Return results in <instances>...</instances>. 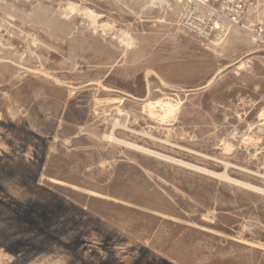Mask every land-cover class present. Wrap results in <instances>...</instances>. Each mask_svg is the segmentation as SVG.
Masks as SVG:
<instances>
[{"label":"rangeland","instance_id":"rangeland-1","mask_svg":"<svg viewBox=\"0 0 264 264\" xmlns=\"http://www.w3.org/2000/svg\"><path fill=\"white\" fill-rule=\"evenodd\" d=\"M247 1L256 41L185 34L179 5L0 0V264H264V193L214 175L264 190V0ZM159 101L180 112L157 121Z\"/></svg>","mask_w":264,"mask_h":264},{"label":"bare ground","instance_id":"bare-ground-1","mask_svg":"<svg viewBox=\"0 0 264 264\" xmlns=\"http://www.w3.org/2000/svg\"><path fill=\"white\" fill-rule=\"evenodd\" d=\"M128 1V0H127ZM134 1V0H133ZM138 1V0H137ZM146 1V3L147 4H149V6L151 7V8H153V9H158L160 12H162V14H164V16L166 17L167 15H168V12H170V13H172V11H175V12H178V9H176L175 7H174V5H170V6H163L162 5V3L159 1V0H145ZM21 2V1H20ZM29 2V1H28ZM108 2V1H107ZM110 2V1H109ZM130 2V1H129ZM5 3V2H4ZM3 3V4H4ZM26 3V2H25ZM88 3V2H87ZM116 3V2H115ZM125 3V2H124ZM260 3V2H259ZM8 4V3H7ZM13 4V3H12ZM40 4V3H39ZM43 4V3H42ZM138 4V3H137ZM250 4V3H249ZM37 5V4H36ZM41 5V4H40ZM91 5V4H90ZM94 5V4H93ZM124 5H126V4H124ZM132 5V4H131ZM134 5V4H133ZM258 5V4H257ZM1 6V5H0ZM9 6H11V5H8V7ZM48 6H50V5H48ZM58 6V5H57ZM114 6V5H113ZM136 6V5H135ZM138 6V5H137ZM147 6V5H146ZM250 6V5H249ZM7 7V6H6ZM7 7V8H8ZM37 7V6H36ZM35 7V8H36ZM43 6L41 5V8H42ZM98 7V6H97ZM130 7H132V6H130ZM145 7V6H144ZM1 8V7H0ZM115 8V7H114ZM123 8V7H122ZM4 9H6V8H4ZM10 9V8H9ZM53 9V8H52ZM127 9V8H126ZM133 9V8H132ZM146 9V8H145ZM180 9V8H179ZM24 10V9H23ZM41 10V9H40ZM43 10V9H42ZM46 10V9H45ZM136 10V9H135ZM7 11V10H6ZM35 11H36V9H35ZM50 12H51V10H49ZM53 11V10H52ZM66 11H67V9H66ZM106 11V10H105ZM123 12H126V11H124V10H122ZM142 11V10H141ZM148 11H149V9H148ZM256 11V10H255ZM32 12V11H31ZM56 12V11H55ZM64 12V11H63ZM74 12H76V9L74 8V7H71V9H69V11L68 12H65V14H64V16L66 17V18H70V16H71V14H73ZM107 12V11H106ZM258 12V11H257ZM9 13V12H8ZM11 13V12H10ZM37 14H38V12H36ZM45 13V12H44ZM62 13V12H61ZM80 12H78V14H79ZM122 13V12H121ZM137 13V12H136ZM156 13H157V11H156ZM1 14H2V12H1ZM17 14V13H16ZM22 14H24V13H22ZM22 14H21V16H22ZM114 14V13H113ZM129 14V13H128ZM142 14V13H141ZM145 14V13H144ZM175 14V13H174ZM179 14V13H178ZM256 14V13H255ZM254 14V15H255ZM260 14V13H259ZM6 15V14H5ZM28 15H30V14H28ZM43 15V14H42ZM53 15V14H52ZM31 16V15H30ZM54 16V15H53ZM52 16V17H53ZM134 16V15H133ZM251 16H253V15H251ZM16 17H18V15H16ZM34 17V16H33ZM41 17V16H40ZM50 17V16H49ZM51 17V18H52ZM74 17V16H73ZM86 17L88 18V21L90 22V24H91V26L93 27V30L95 31V33H97V31H98V22H97V19H98V15H96L94 12H92V11H87L86 12ZM102 17V16H101ZM111 17V16H110ZM113 17V16H112ZM157 17V16H156ZM170 17V16H169ZM27 18H29V17H27ZM42 18V17H41ZM79 18V17H78ZM77 18V19H78ZM139 18V17H138ZM253 18V17H252ZM260 18V17H259ZM262 18V17H261ZM264 18V17H263ZM20 19V18H19ZM63 19V18H62ZM149 19V18H148ZM170 19V18H169ZM21 20V19H20ZM43 20V19H42ZM49 20V19H48ZM73 19H71V21H72ZM154 20H156V19H154ZM166 20V19H165ZM248 20H249V22H252L249 18H248ZM263 20V19H262ZM2 21V20H1ZM24 21V20H23ZM33 21V20H32ZM115 21H116V18H115ZM143 21H146V19L145 20H143ZM149 21V20H148ZM150 21H151V19H150ZM3 22V21H2ZM1 22V23H2ZM27 22V21H26ZM34 22V21H33ZM47 22V21H46ZM46 22H45V24H46ZM52 22V21H51ZM57 22V21H56ZM119 22V21H118ZM173 22V21H172ZM14 23V22H13ZM20 23V22H19ZM32 23V22H31ZM43 23V22H42ZM48 23V22H47ZM59 23V22H58ZM64 23V22H63ZM73 23H75V22H73ZM79 23V22H78ZM110 23H112V22H110ZM137 23H139V22H137ZM7 24V23H6ZM39 24V23H38ZM61 24V23H60ZM250 24V23H249ZM1 25H5V23L4 24H1ZM32 25H33V23H32ZM53 25H54V23H53ZM127 25V24H126ZM12 26V25H11ZM40 26V25H39ZM43 26V25H42ZM80 26V25H79ZM82 26V25H81ZM115 26V25H114ZM180 26V25H179ZM46 27V26H45ZM48 27V26H47ZM67 27H70V26H67ZM72 27V26H71ZM85 27H87V26H85ZM111 27V26H110ZM134 27V26H133ZM156 27V26H155ZM253 27V26H252ZM26 28V27H25ZM66 28V27H65ZM236 28V29H235ZM235 28H233L234 29V36H238L239 34H240V32H243V33H245V34H247V35H249V36H251L252 38H253V41H256L257 40V36H255L254 35V32L251 30V28L249 27V26H244V24H243V27H241V26H238V27H235ZM11 29V28H10ZM17 29V28H16ZM28 29V28H27ZM32 29V28H31ZM49 29V28H48ZM156 29H157V27H156ZM233 29H231V30H233ZM34 30V29H33ZM55 30H59V27L58 26H55ZM62 30V29H61ZM87 30H89V29H87ZM92 30V29H91ZM230 30V31H231ZM254 30V29H253ZM20 31V30H19ZM63 31V30H62ZM67 31V30H66ZM69 31V30H68ZM80 31V30H79ZM102 31V30H101ZM14 32V31H13ZM51 32V31H50ZM81 32V31H80ZM162 32V31H161ZM177 32V31H176ZM185 34L187 33V32H185V31H183ZM9 33V32H8ZM48 33V32H47ZM52 33V32H51ZM77 33V32H76ZM94 33V32H93ZM92 33V34H93ZM163 33V32H162ZM14 34V33H13ZM16 34V33H15ZM18 34H19V32H18ZM23 34V33H22ZM29 34V33H28ZM50 34V33H49ZM49 34H47V35H49ZM69 34V33H68ZM85 34V33H84ZM90 34V33H89ZM91 34V35H92ZM131 34H133V33H131ZM189 34V33H188ZM229 34V33H228ZM6 35V34H5ZM12 35V34H11ZM46 35V34H45ZM67 35V34H66ZM83 35V34H82ZM127 35V34H126ZM160 35V34H159ZM233 35V34H232ZM22 36V35H21ZM75 36V35H74ZM79 36V35H78ZM88 36V35H87ZM231 36V35H230ZM23 37V36H22ZM76 37V36H75ZM91 37V36H90ZM163 37V36H162ZM188 37V36H187ZM257 37V38H256ZM46 38V37H45ZM44 38V39H45ZM59 38V37H58ZM99 38V37H98ZM105 38V37H104ZM164 38H166V37H164ZM191 38V37H190ZM237 38V37H236ZM24 39V38H23ZM29 39V38H28ZM34 39V38H33ZM55 39V38H54ZM75 39H77V38H75ZM103 39V38H102ZM138 39H140V38H138ZM188 39V38H187ZM192 39V38H191ZM195 39V38H194ZM230 39V38H229ZM244 39V38H243ZM74 40V39H73ZM80 39L78 38L77 39V41H79ZM81 40H82V38H81ZM85 40H87V39H85ZM107 40V39H106ZM117 40V39H116ZM116 40H114V41H116ZM143 40V39H142ZM166 40V39H165ZM215 40V39H214ZM26 41V40H25ZM52 41V40H51ZM62 41V40H61ZM90 41V40H89ZM185 41V40H184ZM195 41H198V40H195ZM231 41H233V39L231 40ZM246 41V40H245ZM45 42V41H44ZM75 42V41H74ZM92 42V41H91ZM154 42V41H153ZM25 43H27V42H25ZM35 44H37V42H34ZM59 43V42H58ZM77 43V42H76ZM79 43H80V41H79ZM84 42H82V44H83ZM87 43V42H86ZM193 43V42H192ZM202 43V42H201ZM40 44V43H39ZM60 44V43H59ZM93 44V43H92ZM117 44V43H116ZM137 44V43H136ZM157 44H159V43H157ZM175 44H177V43H175ZM187 44V43H186ZM196 44V43H195ZM211 44V43H210ZM5 45V44H4ZM85 45V44H84ZM112 45V44H111ZM114 45V44H113ZM120 47H122L123 48V50H124V48H125V50H124V52H128L131 48L133 49L134 48V46H135V43H134V41L132 40V39H129V38H125V37H123V38H120ZM140 45V44H139ZM169 45V44H168ZM192 46H193V44H191ZM2 46H3V44H2ZM6 46V45H5ZM40 46V45H39ZM44 46V45H43ZM58 46V45H57ZM60 46V45H59ZM69 46H71V45H69ZM78 46V45H77ZM81 46V45H80ZM96 46V45H95ZM143 46V45H142ZM189 46V45H188ZM200 46V45H199ZM228 46V45H227ZM235 46V45H234ZM41 47V46H40ZM141 47V46H140ZM139 47V48H140ZM226 47V46H225ZM224 47V48H225ZM229 47V46H228ZM9 48V47H8ZM55 48V47H54ZM81 48V47H80ZM175 48V47H174ZM183 48V47H182ZM189 48V47H188ZM198 48V47H197ZM200 48V47H199ZM227 48V47H226ZM238 48V47H237ZM255 48V47H254ZM5 49V48H4ZM39 49V48H38ZM90 49V48H89ZM138 49V48H137ZM228 49V48H227ZM239 49V48H238ZM87 50V49H86ZM91 50V49H90ZM93 50V49H92ZM107 50V49H106ZM140 50V49H139ZM233 50V49H232ZM45 51H47V50H45ZM62 51V50H61ZM73 51V50H72ZM83 51V50H82ZM88 51V50H87ZM221 51V50H220ZM219 51V52H220ZM240 51H242V50H240ZM244 51V50H243ZM50 52V51H49ZM60 52V51H59ZM86 52V51H85ZM91 52V51H90ZM152 52V51H151ZM158 52H159V50H158ZM171 52V51H170ZM183 52V51H182ZM230 52H232V51H230ZM34 53V52H33ZM73 53V52H72ZM80 53V52H79ZM99 53V52H98ZM106 54L105 55H107L108 53L107 52H105ZM112 53V52H111ZM123 53V52H122ZM148 53V52H147ZM194 53V52H193ZM222 53V52H221ZM4 54V53H3ZM7 54V53H6ZM16 54V53H15ZM68 54V53H67ZM74 54V53H73ZM92 54V53H91ZM113 54V53H112ZM119 54V53H118ZM160 54V53H159ZM170 54V53H169ZM173 54V53H172ZM199 54V53H198ZM2 55V54H1ZM5 55V54H4ZM80 55V54H79ZM95 55V54H94ZM98 55V54H97ZM111 55V54H110ZM176 55V54H175ZM213 55H214V53H213ZM236 55V54H235ZM10 56V55H9ZM20 56V55H19ZM60 56H61V53H60ZM69 56H70V54H69ZM77 56H78V54H77ZM100 56V55H99ZM113 57H114V55H112ZM123 56H125V55H123ZM133 56V55H132ZM145 56V55H144ZM154 56V55H153ZM170 56V55H169ZM180 56V55H179ZM182 56V55H181ZM195 56V55H194ZM198 56V55H197ZM3 57V56H2ZM130 57H131V54H130ZM129 57V58H130ZM139 57V56H138ZM150 57V56H149ZM162 57V56H161ZM165 57V56H164ZM187 57V56H186ZM188 57H190L191 58V56H188ZM203 57V56H202ZM4 58V57H3ZM27 58V57H26ZM41 58H43V57H41ZM63 58V57H62ZM74 58V57H73ZM85 58V57H84ZM124 58H126V57H124ZM137 58V57H136ZM148 58V57H147ZM159 58V57H158ZM168 58V57H167ZM166 58V59H167ZM189 58V59H190ZM205 58V57H204ZM216 58V57H215ZM29 59V58H28ZM45 59V58H44ZM47 59V58H46ZM70 60H71V58H69ZM117 59V58H116ZM126 59H128V58H126ZM133 60H134V58H132ZM139 59H140V57H139ZM144 59V58H143ZM195 59H197V57L195 58ZM10 60V59H9ZM34 60H36V59H34ZM40 60V59H39ZM65 60V59H64ZM79 60V59H78ZM155 60V59H154ZM157 60V59H156ZM161 60V59H160ZM165 60V59H164ZM168 60V59H167ZM170 60V59H169ZM178 60V59H177ZM14 61V60H13ZM27 61V60H26ZM66 61V60H65ZM76 61V60H75ZM124 61H126V60H124ZM144 61V60H143ZM142 61V62H143ZM161 61H163V60H161ZM180 61V60H179ZM179 61H178V63H179ZM181 61H183L182 59H181ZM252 61V60H251ZM23 62V61H22ZM45 62V61H44ZM51 62V61H50ZM71 62V61H70ZM73 62V61H72ZM71 62V63H72ZM79 62H80V60H79ZM120 62H121V60H120ZM133 63H134V61H132ZM144 62H146V61H144ZM165 61H163V63H164ZM190 62V61H189ZM30 63V62H29ZM113 63V62H112ZM118 63V62H117ZM176 63V62H175ZM13 64V63H12ZM15 64V63H14ZM52 64V63H51ZM58 64H60V63H58ZM108 64V63H107ZM128 64V63H127ZM127 64H125V65H127ZM131 64V63H130ZM149 64V63H148ZM162 64V63H161ZM171 64V63H170ZM18 65V64H17ZM137 65V64H136ZM173 65V64H172ZM175 65V64H174ZM15 66V65H14ZM70 66V65H69ZM98 66V65H97ZM122 66V65H121ZM131 66V65H130ZM129 66V67H130ZM254 66V65H253ZM57 67V66H56ZM102 67H104V66H102ZM124 67V66H123ZM248 67H250V66H248ZM247 67V68H248ZM75 68V67H74ZM105 68V67H104ZM239 68V67H238ZM240 68H242V67H240ZM126 69V68H125ZM127 69H128V67H127ZM245 69H246V67H245ZM71 70V69H70ZM239 70H241V69H239ZM79 71V70H78ZM245 71V70H244ZM239 72V71H238ZM53 73V72H52ZM60 73V72H59ZM67 73V72H66ZM80 73V72H79ZM149 73V72H148ZM250 73V72H249ZM36 74V73H35ZM54 74V73H53ZM136 74V73H135ZM147 74V73H146ZM160 75V74H159ZM119 76V75H118ZM116 77V76H115ZM150 77H152V76H150ZM155 77V76H154ZM59 78V77H58ZM63 78V77H62ZM120 78V77H119ZM160 78V77H159ZM215 78H217V77H215ZM61 79V78H60ZM64 79V78H63ZM166 79V78H165ZM52 80H53V78H52ZM156 80H158V79H156ZM167 80H169V78L167 79ZM105 81V80H104ZM116 81V80H115ZM130 81V80H129ZM128 81V82H129ZM54 82V81H53ZM81 82V81H80ZM79 82V83H80ZM75 83V82H74ZM111 83H113V82H111ZM123 83V82H122ZM126 83V82H125ZM114 84H115V82H114ZM124 84V83H123ZM128 85V84H127ZM151 85H153V84H151ZM174 85V84H173ZM62 86V85H61ZM131 86V85H130ZM42 87V86H41ZM59 87V86H58ZM86 87V86H85ZM111 87V86H110ZM69 88V87H68ZM116 88V87H115ZM146 88V87H145ZM152 88V87H151ZM147 89V88H146ZM169 89V88H168ZM41 90V89H40ZM112 90H113V88H112ZM150 90V89H149ZM79 91V90H78ZM84 91V90H83ZM89 91H91V90H89ZM89 91H85V92H89ZM106 91V90H105ZM126 91V90H125ZM135 91V90H134ZM147 91V90H146ZM151 91V90H150ZM69 92V91H68ZM92 92V91H91ZM185 92V91H184ZM108 93H109V91H108ZM125 93V92H124ZM153 93V92H152ZM36 94H37V92H36ZM39 94V93H38ZM74 94V93H73ZM93 94V93H92ZM110 95H112V94H110ZM126 95V94H125ZM152 95V94H151ZM171 95V94H170ZM173 95V94H172ZM184 95V94H183ZM191 95V94H190ZM72 96V95H71ZM132 96H134V95H132ZM187 97V96H186ZM37 98H39L38 96H37ZM135 98V97H134ZM43 99V98H42ZM45 99V98H44ZM43 99V100H44ZM52 99V98H51ZM127 99V98H126ZM181 99V98H180ZM71 100V99H70ZM117 100V99H116ZM136 100V99H135ZM175 100V98L173 99V100H171V101H174ZM52 101V100H51ZM84 101H86V100H84ZM171 101H163V102H150V103H148L147 104V106H146V111L150 114V116L152 117V118H154V119H156L157 121H159V122H167V121H169V120H171V119H173V118H175L176 116H177V114H178V112H180L179 110H180V105L179 104H174V103H172ZM182 101V100H181ZM180 101V102H181ZM186 101V100H185ZM184 101V102H185ZM46 102V101H45ZM60 102V101H59ZM79 102V101H78ZM64 103V102H63ZM182 103V102H181ZM62 103H60V105H61ZM185 104H188V103H185ZM58 106V105H57ZM66 106V105H65ZM186 106V105H185ZM135 107V106H134ZM69 108V107H68ZM189 108V107H188ZM184 109V108H183ZM140 110H142V108L140 109ZM187 110V109H186ZM71 111V110H70ZM117 111H118V113H119V115L120 116H126V117H128V115L127 114H125L119 107L117 108ZM185 110H183V112H184ZM188 111V110H187ZM186 111V112H187ZM69 112V111H68ZM70 113H72V112H70ZM185 113V112H184ZM110 114V113H109ZM183 114V113H182ZM190 113H188V115H189ZM67 115V114H66ZM73 115V114H72ZM93 115V114H92ZM118 115V116H119ZM145 115H146V113H145ZM179 115H181V114H179ZM88 116V115H87ZM101 116V115H100ZM95 117V116H94ZM106 117V116H105ZM107 117H108V115H107ZM149 117V116H148ZM179 117V116H178ZM103 118V117H102ZM145 118V117H144ZM81 119V118H80ZM119 119V118H118ZM178 119V118H177ZM187 119V118H186ZM58 120V119H57ZM94 120H96V119H94ZM100 120V119H99ZM98 120V121H99ZM104 120V119H103ZM141 120V119H140ZM147 120V119H146ZM65 121V120H64ZM64 121H62V122H64ZM73 121H74V119H73ZM82 120H80V121H78V122H81ZM97 121V122H98ZM127 121V120H126ZM142 121V120H141ZM150 122V121H149ZM176 122V121H175ZM263 122V121H262ZM75 123H77V122H75ZM146 123V122H145ZM158 123V122H157ZM178 123V122H177ZM174 124V123H173ZM176 124V123H175ZM69 125H71V124H69ZM93 125H94V123H93ZM100 125V124H99ZM72 126V125H71ZM75 126H77V125H75ZM88 126V125H87ZM95 126V125H94ZM180 126V125H179ZM117 127H125V125H122L121 123H120V121L119 120H115V123H114V128H116L117 129ZM187 127V126H186ZM250 127V126H249ZM79 128V127H78ZM92 128V127H91ZM96 129H97V127H95ZM111 128V127H110ZM126 128V127H125ZM152 128V127H151ZM160 128V127H159ZM77 129V128H76ZM87 129V128H86ZM90 129V128H89ZM93 129V128H92ZM224 129H226V128H224ZM91 130V129H90ZM109 130V129H108ZM124 130V129H123ZM156 130V129H155ZM175 130V129H174ZM82 131V130H81ZM106 131V130H105ZM126 131V130H125ZM137 131H138V129H137ZM149 131V130H148ZM178 131V130H177ZM223 131V130H222ZM221 131V132H222ZM123 132V131H122ZM172 132V131H171ZM175 132V131H174ZM76 133V132H75ZM94 133V132H93ZM96 133V132H95ZM105 133V132H104ZM116 133V132H115ZM114 133V134H115ZM130 133V132H129ZM175 133H177V132H175ZM261 133V132H260ZM81 134V133H80ZM102 134V133H101ZM125 135H127L126 133H124ZM137 134V133H136ZM221 134V133H220ZM241 134V133H240ZM67 135V134H66ZM86 135V134H85ZM88 135V134H87ZM108 135V134H107ZM118 135V134H117ZM124 135V136H125ZM138 135V134H137ZM162 135H163V132H162ZM228 135V134H227ZM64 136V135H63ZM83 136V135H82ZM101 136V135H100ZM133 136V135H132ZM140 135H138V137H139ZM165 136V135H164ZM90 137V136H89ZM92 137V136H91ZM128 137V136H127ZM215 137V136H214ZM109 139H111V140H113V141H116V142H120L119 140H117L116 138H118V137H114V135L112 134L111 136H109L108 137ZM122 138V137H121ZM145 138V137H144ZM158 138H160V137H158ZM240 138V137H239ZM88 139V138H87ZM95 139V138H94ZM93 139V140H94ZM101 139V138H100ZM124 139V138H123ZM139 139V138H138ZM149 139V138H148ZM163 139V138H162ZM234 139V138H233ZM259 140V139H258ZM246 142L248 141V139H246L245 140ZM89 142H90V140H89ZM99 142H100V140H99ZM98 142V143H99ZM105 142H106V140H105ZM125 142H126V140H125ZM134 142H136V140H134ZM154 142L156 143V140H154ZM176 142H177V140H176ZM107 143V142H106ZM133 143V142H132ZM159 143V142H158ZM228 143V142H227ZM226 143V144H227ZM75 144V143H74ZM91 144V143H90ZM102 144V143H101ZM127 144V143H126ZM136 144V143H135ZM138 144V143H137ZM161 144V143H160ZM216 144V143H215ZM95 145V144H94ZM96 145H100V144H96ZM110 145V144H109ZM128 146H130L131 148H134V149H140V150H143L144 152H146V153H148V154H151V155H157V156H160L159 154H157V153H154V152H151V151H149V150H151V149H149V150H146V149H143V148H140V147H138V145L136 146V145H133V144H127ZM156 145V144H155ZM217 145V144H216ZM233 145V144H232ZM247 145V144H246ZM250 145V144H249ZM61 146V145H60ZM80 146V145H79ZM108 146V145H107ZM115 146V145H114ZM181 146V145H180ZM244 146V145H243ZM110 147V146H109ZM116 147V149H118V147L117 146H115ZM144 147V146H143ZM113 148V147H112ZM111 148V149H112ZM126 148V147H125ZM128 148V147H127ZM227 148H230V145H227ZM262 148V147H261ZM80 149V148H79ZM175 149V148H174ZM233 149V148H232ZM240 149V148H239ZM248 149V148H247ZM255 149V148H254ZM67 150V149H66ZM93 150V149H92ZM95 150V149H94ZM115 150V149H114ZM119 150V149H118ZM256 150V149H255ZM69 151V150H68ZM68 151H67V153H68ZM71 151V150H70ZM82 151H84V150H82ZM81 150H80V152H82ZM99 151H101V150H99ZM131 151V150H130ZM136 151V150H135ZM153 151V150H152ZM232 151V150H231ZM98 153V152H97ZM73 154V153H72ZM163 155V154H162ZM233 155V154H232ZM148 156V155H147ZM206 156V155H205ZM260 156V155H259ZM157 158V157H156ZM171 158V157H170ZM159 159V158H158ZM160 160V159H159ZM226 161V160H225ZM161 162V161H160ZM184 162V161H183ZM180 164H182V165H185V166H190V167H192V168H194V169H196V170H199V171H203V172H207V171H205V170H203V169H200V168H198V167H194V166H191V165H188V164H190V163H188V164H186V163H182V162H179ZM227 163V162H226ZM170 164V163H169ZM172 164V163H171ZM175 165V164H174ZM232 165V164H231ZM106 167V166H105ZM164 167V166H163ZM237 167V166H236ZM143 168V167H142ZM157 168H158V166H157ZM242 168H244V167H242ZM103 169V168H102ZM161 169V168H160ZM164 170V169H163ZM264 170V169H263ZM251 171V170H250ZM215 173V172H214ZM257 173V172H256ZM153 174V173H152ZM151 174V175H152ZM165 174V173H164ZM163 174V175H164ZM245 174H247V173H245ZM214 175H216L217 177H219V178H222V179H225V180H227V181H229V182H235V183H238V184H240V185H242V186H244V187H247V188H250V189H252V190H256V191H259V192H261V194H262V192L264 193V190H262V189H260V188H258V187H254V186H252V185H249V184H245V183H241V182H237V181H235V180H233V179H231V177H229L228 176V174H223V175H218V174H214ZM259 175V174H258ZM93 177V176H92ZM251 177V176H250ZM256 179H258V178H256ZM264 184V183H263ZM260 186V185H259ZM264 189V188H263ZM255 191V192H256ZM249 193V192H248ZM258 194V193H257ZM98 196V195H97ZM197 205V204H196Z\"/></svg>","mask_w":264,"mask_h":264},{"label":"built area","instance_id":"built-area-1","mask_svg":"<svg viewBox=\"0 0 264 264\" xmlns=\"http://www.w3.org/2000/svg\"><path fill=\"white\" fill-rule=\"evenodd\" d=\"M182 8L180 27L203 40H222L245 16L247 0H159ZM263 33L261 29L259 35Z\"/></svg>","mask_w":264,"mask_h":264}]
</instances>
